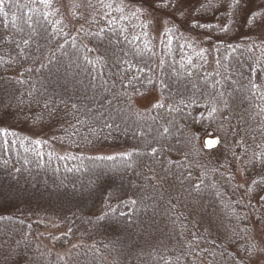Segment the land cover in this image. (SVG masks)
Instances as JSON below:
<instances>
[{
	"label": "trees",
	"instance_id": "16d2710c",
	"mask_svg": "<svg viewBox=\"0 0 264 264\" xmlns=\"http://www.w3.org/2000/svg\"><path fill=\"white\" fill-rule=\"evenodd\" d=\"M196 1L187 18L154 10L157 38L140 1L0 0V264L250 263L264 34L237 21L254 0ZM159 86L172 116L116 115Z\"/></svg>",
	"mask_w": 264,
	"mask_h": 264
},
{
	"label": "rangeland",
	"instance_id": "374dc122",
	"mask_svg": "<svg viewBox=\"0 0 264 264\" xmlns=\"http://www.w3.org/2000/svg\"><path fill=\"white\" fill-rule=\"evenodd\" d=\"M134 1H140L144 6H146L149 10L146 11V15L144 18V25L146 28L151 27V32L158 38L160 35H163V30L166 29L167 20L163 18L161 15L158 17V13H154L155 11L165 10V11H172L174 13V16L177 19L180 18H187L188 13H191L197 8V1L196 0H134ZM257 0H254V4L244 3V7L242 6L243 10L239 13L238 18V24H240L244 28H253L255 30L256 34L258 33V36H263L264 34V0L262 3H256ZM226 3V2H224ZM230 3V2H227ZM256 3V4H255ZM168 6V7H166ZM231 6V5H229ZM254 6L256 9L259 10V12H255V14H250V8ZM160 8V9H159ZM167 14V13H165ZM225 15L223 17H220L221 20L218 21V28L217 32H223L225 30V23L227 22V19H225ZM172 18V17H171ZM168 19V18H167ZM170 20V19H169ZM243 21V22H242ZM242 22V23H241ZM220 26V27H219ZM247 26V27H246ZM225 32V31H224ZM254 31H251V33ZM263 33V34H262ZM256 39L258 40V44H264V37H259ZM211 44V43H210ZM208 44V45H210ZM205 48L210 52V54H214V51L216 50L217 46L210 45L209 47ZM243 51V50H242ZM247 53V51H243ZM241 53L240 61L242 69H244V74L246 75L247 68L245 64H248V61L251 59L249 56H246L245 53ZM251 71L247 72V75ZM168 91L164 89V87L161 89V86L158 88H155L154 90L148 91L147 93H139V94H125L124 99L120 100V104H124L126 102L127 107L125 110H122V106L119 108L120 112H117L116 115H121L124 117V114L127 113H133L136 115V118H142V117H151L155 116V112L157 111H163L168 112L169 116H172L171 113L175 112L172 107L174 106L175 102H171L170 98L168 97ZM179 102L176 103H183L188 104L181 98L178 100ZM172 104V105H171ZM190 110L195 112L196 107L194 105H190ZM201 113V112H200ZM209 113L203 112L200 114V117H198L195 126L198 128V135L201 137V145H205V142H208L210 140H213L216 138V136H213L208 131L209 128ZM116 122V121H115ZM114 124V123H113ZM110 126L107 124L106 130L110 131ZM242 182V181H241ZM264 198V195H263ZM253 237H254V244L255 248L247 254V258L249 259V264H264V209L261 212H257L254 214L253 217Z\"/></svg>",
	"mask_w": 264,
	"mask_h": 264
},
{
	"label": "water",
	"instance_id": "95a60500",
	"mask_svg": "<svg viewBox=\"0 0 264 264\" xmlns=\"http://www.w3.org/2000/svg\"><path fill=\"white\" fill-rule=\"evenodd\" d=\"M217 144H218V139L215 138V139H213V140L208 141V142L206 143V147H207L208 150H209V149H211V148L216 147Z\"/></svg>",
	"mask_w": 264,
	"mask_h": 264
}]
</instances>
